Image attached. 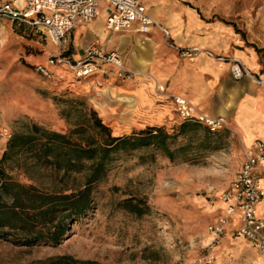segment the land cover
Here are the masks:
<instances>
[{"label": "rangeland", "instance_id": "obj_1", "mask_svg": "<svg viewBox=\"0 0 264 264\" xmlns=\"http://www.w3.org/2000/svg\"><path fill=\"white\" fill-rule=\"evenodd\" d=\"M186 1L184 4L196 9L202 19L225 20L240 28L246 12L264 17V0ZM97 20L103 27L104 18ZM114 38L107 34L99 42L106 46ZM84 39H89V34ZM53 51L38 29L0 21V126L9 128L12 134L30 124L67 134L70 127L59 111L73 100L94 110L115 136L157 126L170 132L180 125L168 107L172 106L159 98L156 104L168 111L166 119L155 124L150 117L146 122L149 112L142 110L145 104L138 105L134 94L115 92L122 81L114 73L90 81H78L68 73L57 81L43 77L36 66L45 65ZM132 73L136 76L134 70ZM92 81L102 86L93 88ZM203 129L201 126L200 132ZM190 135L180 138L174 149L194 143L200 134ZM212 140L216 149L178 154L174 161L151 149L119 159L95 186L93 209L59 244L23 247L0 240V264H30L58 255L96 264H191L205 254L209 242L206 227L214 220L220 195L240 161L241 146L231 131L213 132ZM5 146L0 142V156ZM6 171L20 183L48 186L51 182L47 171L38 174L15 162L8 163ZM127 198L144 201L148 214L138 217L120 209L118 203Z\"/></svg>", "mask_w": 264, "mask_h": 264}, {"label": "crops", "instance_id": "obj_2", "mask_svg": "<svg viewBox=\"0 0 264 264\" xmlns=\"http://www.w3.org/2000/svg\"><path fill=\"white\" fill-rule=\"evenodd\" d=\"M185 2L187 1L143 0L147 15L168 30V42L179 50L169 47L162 32L156 27H151L147 34L112 33L105 29L104 23L102 27L101 20L97 18L94 23L80 26L70 33L65 54L79 59L84 48L91 43L105 52H118L125 67L130 71L134 70L136 76L121 80L122 83L116 86L115 92L134 94L138 98V105L145 104L142 110L147 109L149 112L146 122L151 117L155 124L156 121L161 124L160 121L163 122L167 117L168 111L156 104L158 100L166 102L155 94V86L159 84L169 94L188 99L203 113L224 117L228 123L226 131L235 135L241 152L255 141L264 144V87L255 81H264V17H252L246 12L244 15L248 16L241 22L240 28L225 20L206 21L196 9L185 5ZM100 17L105 19L104 14ZM86 34H89L87 40L84 39ZM107 34H113L116 38L105 46L99 39ZM130 35L133 36L132 39L129 38ZM75 40L79 42L78 45ZM193 47L227 60L218 62L204 53L190 60L179 53L180 50ZM73 50L76 54H73ZM231 59L240 61L253 75V79H233L230 74ZM111 73L116 76L113 68L104 66L96 76L82 80L104 78ZM240 165L241 154L233 179ZM262 167L264 162L259 168L263 196L256 209L258 216L264 218ZM214 213L215 217L224 213L220 202ZM236 224L237 220H233L226 228L215 248L214 264H264L263 257L256 249L236 237Z\"/></svg>", "mask_w": 264, "mask_h": 264}, {"label": "trees", "instance_id": "obj_3", "mask_svg": "<svg viewBox=\"0 0 264 264\" xmlns=\"http://www.w3.org/2000/svg\"><path fill=\"white\" fill-rule=\"evenodd\" d=\"M70 102V106L59 111L70 127L67 134L30 124L24 131L13 133L6 142L0 156L2 241L23 247L59 244L71 227L93 209L95 186L123 157L151 149L174 161L178 154L217 148L212 140V131L202 126L205 129L200 132L201 125L185 121L170 132L157 126L115 136L94 110L86 108L83 102ZM192 132L194 136L200 134L194 143L187 142L174 149L180 138L190 137ZM13 162L38 174L47 171L50 184H25L14 180L6 171V165ZM118 206L138 217L149 212L144 201L134 198L124 199ZM30 264L96 263L71 255H58Z\"/></svg>", "mask_w": 264, "mask_h": 264}, {"label": "built area", "instance_id": "obj_4", "mask_svg": "<svg viewBox=\"0 0 264 264\" xmlns=\"http://www.w3.org/2000/svg\"><path fill=\"white\" fill-rule=\"evenodd\" d=\"M102 14L105 15L104 27L112 33L135 32L147 34L151 27L158 28L167 45L179 50L168 42L169 32L146 13L143 0H0V21L22 22L38 29L55 51L46 60V65H37L36 72L51 80H62L68 73L76 80L96 76L104 66L115 70L120 80L131 79L121 55L116 51L105 52L97 45H87L79 59L65 54L68 37L80 26L92 23ZM182 57L193 59L204 53L218 62L226 58L217 57L197 47L180 50ZM230 74L233 79H253L250 71L237 59L230 61ZM264 87V81L255 80ZM92 87L99 89L102 84L92 81ZM155 94L164 98L172 106L180 121L196 123L212 132L228 129L224 117L209 116L188 99L169 94L163 85L155 86ZM12 137L9 128L0 126V142L4 144ZM264 162V144L255 141L241 152V165L234 179L220 195L225 205L224 213L215 217L206 227L211 237L204 247L205 254L197 257L191 264H214L215 248L219 245L226 228L237 220L235 235L256 249L264 260V218L258 216L256 205L263 196L259 178V168ZM264 173V167H262Z\"/></svg>", "mask_w": 264, "mask_h": 264}, {"label": "bare ground", "instance_id": "obj_5", "mask_svg": "<svg viewBox=\"0 0 264 264\" xmlns=\"http://www.w3.org/2000/svg\"><path fill=\"white\" fill-rule=\"evenodd\" d=\"M155 20V19H154ZM156 21V20H155ZM157 22V21H156ZM220 204L225 208V205L223 203L220 202ZM208 235V234H207ZM209 240L211 239V237L208 235Z\"/></svg>", "mask_w": 264, "mask_h": 264}]
</instances>
